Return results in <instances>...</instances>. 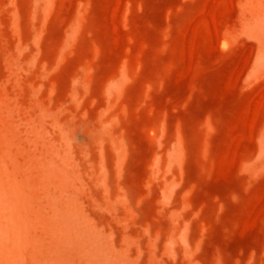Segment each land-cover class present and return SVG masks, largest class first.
Instances as JSON below:
<instances>
[{
	"label": "rangeland",
	"instance_id": "obj_1",
	"mask_svg": "<svg viewBox=\"0 0 264 264\" xmlns=\"http://www.w3.org/2000/svg\"><path fill=\"white\" fill-rule=\"evenodd\" d=\"M0 264H264V0H0Z\"/></svg>",
	"mask_w": 264,
	"mask_h": 264
}]
</instances>
